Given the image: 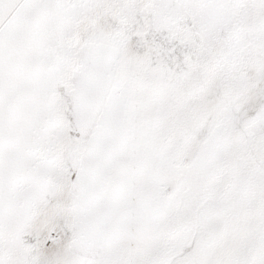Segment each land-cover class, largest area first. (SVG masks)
<instances>
[{
	"label": "snow or ice",
	"instance_id": "1",
	"mask_svg": "<svg viewBox=\"0 0 264 264\" xmlns=\"http://www.w3.org/2000/svg\"><path fill=\"white\" fill-rule=\"evenodd\" d=\"M0 264H264V0H0Z\"/></svg>",
	"mask_w": 264,
	"mask_h": 264
}]
</instances>
